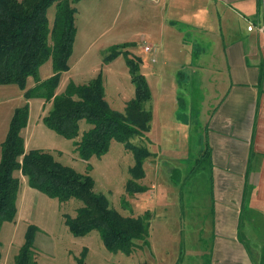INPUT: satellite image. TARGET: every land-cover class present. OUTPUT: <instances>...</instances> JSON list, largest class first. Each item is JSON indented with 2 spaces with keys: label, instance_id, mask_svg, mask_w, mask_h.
I'll list each match as a JSON object with an SVG mask.
<instances>
[{
  "label": "rangeland",
  "instance_id": "374dc122",
  "mask_svg": "<svg viewBox=\"0 0 264 264\" xmlns=\"http://www.w3.org/2000/svg\"><path fill=\"white\" fill-rule=\"evenodd\" d=\"M153 5L148 0L77 2V35L69 62L70 71L63 74L58 93H63L70 82L86 84L102 73L105 79L106 100L114 110L122 112L128 100L135 95L126 59L121 55L111 63L104 62L110 48L120 44H130L121 48L122 53L128 52L143 64L148 63V84L156 88L158 78H155L153 73L154 65L157 64L152 63V55L155 53H146L144 50L145 43L155 47L160 44L158 40H152L150 37L145 39V36L152 35L158 21V18L154 19ZM55 13L56 5H53L47 14L51 26ZM190 45L191 50L203 48L201 40ZM159 63H162V59ZM175 67L176 65L170 64V74H176ZM52 74V61L49 60L40 68L39 79L46 80ZM182 74L181 79L178 77L177 97L179 101H187L179 115L184 123L187 122L188 128L185 125V129L178 136L174 123L167 124L164 121L160 145L162 150L167 151L174 149V143L178 141L180 149L184 151L185 148L188 153V160L172 171L174 179L170 181L172 185L179 181L184 183L183 186L180 183L177 187L184 192L183 201L182 198L178 199L176 189L162 201L155 197V191L158 184H162V178L161 167L157 166L153 156L146 160L147 176L139 182L146 186L148 191L142 194H128L125 186L131 178L129 169L134 165V159L121 143L112 142L110 150L102 158L82 160L75 151L73 141L59 136L43 123L52 103L42 99H25L27 90L37 84L34 78H29L25 90L14 84L0 85V160L1 144L7 136L14 111L28 104L29 122L23 131L27 151L40 149L50 152L62 164L82 174L91 175L96 182V192L104 194L111 207L122 215L142 216L150 213L152 217L149 246L144 247L142 242H139V248L131 256L114 254L104 247L98 231L84 237H75L65 225L64 215L75 216L76 210L82 206L81 202H59L51 199L30 188L26 178L16 173L21 181L18 212L14 222L5 223L2 227L0 264H14L15 257L24 243L26 230L31 224L40 229L34 251L38 264H77V259L83 253L86 255L85 264H207L213 226L210 167L208 160H204L200 163L199 171L193 173L192 168L205 150L204 126L207 111L214 104V89H202L196 73L191 76L189 71L184 70ZM80 124V133L90 127L85 122ZM132 142L137 146L152 149L151 142L147 139L136 137ZM173 165L174 161L168 162L170 168ZM196 178L199 180L194 184ZM254 218L256 226L264 224V220ZM251 219L248 214L243 215L242 222L246 229L253 224ZM259 236L263 237L264 232ZM197 249L206 252L204 257H195L193 252Z\"/></svg>",
  "mask_w": 264,
  "mask_h": 264
},
{
  "label": "trees",
  "instance_id": "16d2710c",
  "mask_svg": "<svg viewBox=\"0 0 264 264\" xmlns=\"http://www.w3.org/2000/svg\"><path fill=\"white\" fill-rule=\"evenodd\" d=\"M79 1L0 0V85L14 84L25 90L29 78H34L37 84L27 90L25 99L52 103L43 123L59 136L73 141L82 160L102 158L114 141L123 144L134 159L125 190L130 195L145 193L148 188L139 182L146 178L145 163L153 154L147 147L133 144L132 140L139 137L149 141L146 134L153 119L149 107L152 92L141 71L140 59L128 52L122 53L121 48L130 44L113 46L104 59L105 63L121 55L126 59L135 95L122 112L114 110L106 100L102 73L86 84L70 82L63 93L57 94L63 74L70 71L77 35L75 4ZM53 5H56V13L51 26L47 14ZM49 60L53 74L41 80L39 70ZM28 122L29 105L16 108L1 144L0 234L4 224L14 222L17 216L21 181L16 173H20L30 188L51 199L81 202L75 216L64 215L65 225L75 237L98 231L109 252L126 256L139 248V242L144 247L149 246L150 213L124 216L111 207L104 194L96 192V182L91 175L62 164L50 152L26 151L23 131ZM81 122L90 127L80 133ZM39 231L36 225L28 226L14 264H38L34 251ZM1 245L0 237V248ZM85 259L83 253L77 264H85Z\"/></svg>",
  "mask_w": 264,
  "mask_h": 264
},
{
  "label": "crops",
  "instance_id": "0c3cea01",
  "mask_svg": "<svg viewBox=\"0 0 264 264\" xmlns=\"http://www.w3.org/2000/svg\"><path fill=\"white\" fill-rule=\"evenodd\" d=\"M152 3L158 21L145 39L160 44L158 48L145 43L144 50L146 46L156 49L152 63L157 64L153 74L158 81L156 88L149 84L153 119L146 134L153 159L161 167L162 184L155 197L162 201L176 189L183 201L184 192L177 187L184 183L172 185L170 181L172 171L188 160V153L180 149L178 141L174 149L162 150L161 131L164 121L174 123L178 136L185 125L188 128L179 115L187 101L177 97L178 77H183L184 70L191 76L196 73L202 89H214V104L204 126L205 150L192 168L193 173L199 171L204 160L210 167L213 226L207 264H264V236H259L264 224L256 226L254 218L264 220V0ZM199 40L202 49H189L190 43ZM141 64L147 79L149 65ZM170 64L176 65V74L169 73ZM169 161H174L171 168ZM244 214L254 221L248 229L242 222ZM193 253L202 258L206 252L197 249Z\"/></svg>",
  "mask_w": 264,
  "mask_h": 264
},
{
  "label": "built area",
  "instance_id": "2783aa9c",
  "mask_svg": "<svg viewBox=\"0 0 264 264\" xmlns=\"http://www.w3.org/2000/svg\"><path fill=\"white\" fill-rule=\"evenodd\" d=\"M148 1H150V2H157L159 0H148ZM249 30H252V28L250 27ZM261 31L264 32V26L261 28ZM145 51L147 53H155L156 49L152 48L151 46H146L145 47Z\"/></svg>",
  "mask_w": 264,
  "mask_h": 264
}]
</instances>
